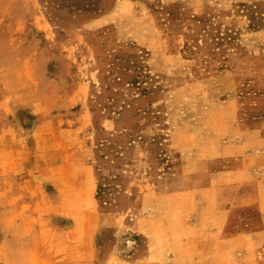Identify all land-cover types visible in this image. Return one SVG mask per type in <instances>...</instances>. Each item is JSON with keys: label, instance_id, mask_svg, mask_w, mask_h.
<instances>
[{"label": "rangeland", "instance_id": "1", "mask_svg": "<svg viewBox=\"0 0 264 264\" xmlns=\"http://www.w3.org/2000/svg\"><path fill=\"white\" fill-rule=\"evenodd\" d=\"M17 2L26 26L0 19V83L25 101L24 135L0 136V264L33 259L15 233L31 208L88 233L91 264H264V0Z\"/></svg>", "mask_w": 264, "mask_h": 264}, {"label": "crops", "instance_id": "2", "mask_svg": "<svg viewBox=\"0 0 264 264\" xmlns=\"http://www.w3.org/2000/svg\"><path fill=\"white\" fill-rule=\"evenodd\" d=\"M18 6L19 2H17V0H0V19L3 18L5 22H11L12 31L14 33L23 29V27L26 26V22H28L25 15L18 14L17 17H15V10L18 9ZM9 14L10 16H8ZM103 21L105 20L102 18L96 19L92 21L88 27L90 29H98L114 23ZM32 22H39L40 27L33 25L37 29L48 31L44 24L47 20L43 16L36 15ZM16 89L19 91L22 88L18 86ZM19 93L20 92L17 93V97L19 96ZM9 94V87L4 83H0V124H5L0 131V136H7L8 140H13L14 138L20 139L24 133L19 125V117H16L15 115L18 109L25 106V101L21 99L15 100L16 98L11 99ZM7 149L9 154L14 155H19L26 151V148L21 147L20 141L17 142L16 146L14 143H11V145L8 144ZM262 194V189H260V197L258 198V201L263 209L264 222V202L261 200ZM3 207H5V205H3ZM31 209L29 210V213L32 214L28 215L26 212L21 219V224L15 228L16 232L14 231L16 235L20 237V242L24 240L26 254L33 257V259L26 262L27 264H91L88 233L86 235L87 237H85L82 229L76 230L73 228L70 230L64 227L58 228L56 225L53 227H42L40 224L42 217L34 216V212ZM5 225L6 216L3 212V235L6 234ZM8 234H10V231H8ZM79 235L81 238L78 237ZM255 238L260 239V241L264 243V230ZM3 245H5V240L3 241ZM192 251H195V249L193 248Z\"/></svg>", "mask_w": 264, "mask_h": 264}, {"label": "trees", "instance_id": "3", "mask_svg": "<svg viewBox=\"0 0 264 264\" xmlns=\"http://www.w3.org/2000/svg\"><path fill=\"white\" fill-rule=\"evenodd\" d=\"M202 23V22H201ZM201 28V27H200ZM202 30V29H201ZM199 36L201 37V34H199ZM209 37V38H208ZM202 40L204 42V44H206V46H210L208 45V40H210L211 42H214V44H220L221 42H224L223 39H220L219 36L214 35L213 33H211L210 30H207L204 32V34L202 35ZM217 40V41H216Z\"/></svg>", "mask_w": 264, "mask_h": 264}]
</instances>
